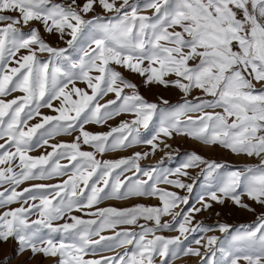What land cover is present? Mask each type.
Masks as SVG:
<instances>
[{
    "label": "snow or ice",
    "instance_id": "6c2138e0",
    "mask_svg": "<svg viewBox=\"0 0 264 264\" xmlns=\"http://www.w3.org/2000/svg\"><path fill=\"white\" fill-rule=\"evenodd\" d=\"M141 89L176 90L181 100L150 101ZM121 115L130 119L108 125ZM60 136L71 140L50 143ZM176 136L255 163L197 151L175 168L163 167L169 151L140 163ZM141 144L149 150L98 158ZM49 180L57 182L20 188ZM0 189V242L48 264H169L181 255L264 264V0H0ZM130 198L157 203L92 210ZM228 202L260 212L235 228L196 220ZM214 231L225 239L205 235Z\"/></svg>",
    "mask_w": 264,
    "mask_h": 264
},
{
    "label": "rangeland",
    "instance_id": "374dc122",
    "mask_svg": "<svg viewBox=\"0 0 264 264\" xmlns=\"http://www.w3.org/2000/svg\"><path fill=\"white\" fill-rule=\"evenodd\" d=\"M97 11L99 12L100 9L98 8ZM50 44L53 46H64L63 44L58 43L55 37L53 36H47L44 37ZM127 75V73H125ZM78 86L83 87L82 84H78ZM141 94L146 97V99L150 101H155L159 96H163L166 99H168L171 103L175 104L178 101L181 100V94L176 90H162V89H153L151 92H148L144 89H141ZM197 93H194L196 95ZM15 95V94H14ZM11 98V97H9ZM111 98L106 97L105 99ZM42 112L45 114H54L49 109H41ZM124 119H130L127 115H121L120 117H117L115 119H112L108 121V125L116 126L119 124L121 120ZM37 120H33L31 123H36ZM86 128L90 131H107V126H96V125H86ZM147 135V133H146ZM71 140L70 136H60L52 139L50 143H56L58 141H69ZM166 143L171 145L170 149H164L163 151H157L154 155L148 157L147 159L142 160L140 163L142 165H153L157 163L162 156H164V151H169L173 154L174 159L172 160H165V163L163 167L165 168H175L179 163H181L182 160L185 159V154L190 153L192 151H197L199 154L204 156L205 158L214 159L218 162H227L232 166H240L244 163H255L252 159H245L242 157H238L235 155L230 154L229 152L222 150V149H215L214 151H209L206 148H204L199 143L191 140V139H185L179 136L174 137L173 139L166 140ZM160 148L163 149V145H160ZM50 150V149H48ZM84 150H90L87 146H84ZM147 145H136L129 149L124 150H118L115 152H109L106 153L103 156H98L99 159H119L124 157H130L134 152H143L148 151ZM43 149H38L32 153H30L33 156H38ZM179 152V155L176 156V152ZM61 163H66V161L62 160ZM192 172V176L195 177L196 170H190ZM130 175V173H129ZM57 180H49V181H27L20 185V188L28 187L30 184L34 183H56ZM186 183H190L191 179H185ZM161 187H167L166 185H161ZM2 190V189H0ZM174 191H178L180 195H186L187 193L182 190L178 189H171ZM204 194V189L201 187V185L198 183L194 187V191L190 195V201L192 205H195L196 207H199L198 198ZM157 201L155 199L151 198H130L128 200H104L101 201L98 205H95L93 207V211L95 208H108V207H115L117 209H122L126 207H131L134 204H144V205H155ZM19 205H13V207H17ZM2 211V209H0ZM260 212V208L257 206L256 208V214ZM219 213V215H217ZM72 214L77 216H82L80 212H73ZM256 214L249 213L245 210H240L235 208L230 202L226 203L225 205H218L213 203V206L210 210L201 212L196 215V220L202 222L206 226H215L217 223H227L233 228L239 226L240 224H248L255 220ZM35 217H33L34 219ZM84 219H90L94 217L89 216H82ZM167 219V218H165ZM62 222V221H61ZM141 223H144V221H141ZM120 228H128L131 229V226H120ZM118 228L117 230H120ZM165 236H175L177 233L175 232H164L162 233ZM102 235H112L111 230H107L102 233ZM200 234H196L198 237ZM208 235H217L221 239H225V237L220 234L219 232H209L205 234ZM194 237L189 238V245L193 248L198 247L194 242ZM5 242H0V264H48L47 259L42 257L32 258L28 253H25L23 255H18L17 253V247L14 241L9 240L5 245H3ZM6 248V250H4ZM117 251H123V249H117ZM203 251V250H202ZM103 255H112L114 253L112 252H104ZM169 264H202L199 257L196 256H183L181 255L177 259H172L169 261Z\"/></svg>",
    "mask_w": 264,
    "mask_h": 264
},
{
    "label": "crops",
    "instance_id": "0c3cea01",
    "mask_svg": "<svg viewBox=\"0 0 264 264\" xmlns=\"http://www.w3.org/2000/svg\"><path fill=\"white\" fill-rule=\"evenodd\" d=\"M6 243H7V242H6ZM6 243H3V245H5ZM4 250H6V248H5Z\"/></svg>",
    "mask_w": 264,
    "mask_h": 264
}]
</instances>
